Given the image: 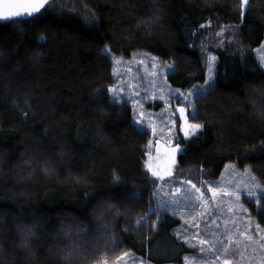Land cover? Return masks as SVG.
Here are the masks:
<instances>
[{"label": "trees", "instance_id": "trees-1", "mask_svg": "<svg viewBox=\"0 0 264 264\" xmlns=\"http://www.w3.org/2000/svg\"><path fill=\"white\" fill-rule=\"evenodd\" d=\"M249 3L242 15L241 0H54L35 20H0V264H102L126 253L181 264L192 253L172 235L180 221L151 211L148 135L127 104L109 100L106 46L170 63L169 82L187 90L204 82L207 35L230 28L244 52L213 50L214 83L188 116L200 129L180 141L176 162L203 181L248 167L264 189V71L253 55L264 0ZM248 211L264 229V196Z\"/></svg>", "mask_w": 264, "mask_h": 264}, {"label": "rangeland", "instance_id": "rangeland-1", "mask_svg": "<svg viewBox=\"0 0 264 264\" xmlns=\"http://www.w3.org/2000/svg\"><path fill=\"white\" fill-rule=\"evenodd\" d=\"M229 29L207 35L200 46L204 82L187 90L169 82L168 66L171 64L154 55L142 52L126 58L116 55L107 46L103 49L108 50L104 53L112 63L115 80L108 88L109 100L127 104L131 108L132 123L148 135L143 171L153 186L151 211L159 217L164 214L178 219L180 225L172 235L192 250L190 255L183 257L181 264H225V261L228 264H264V229L248 211V204L263 197L264 189L250 169L228 164L216 180L203 181L193 170L186 173L187 177L183 176L176 162L177 155L184 149L180 141L187 142L200 129L192 127L195 125L188 116L193 111L187 105H192L196 97L191 95L194 86L204 85L208 90L214 83L217 56L213 50L233 46L236 54L244 52ZM210 39L213 44H209ZM253 55L264 71V39L253 49ZM209 79L212 81L210 87L205 85ZM177 90L180 95L173 98ZM180 108L185 109L183 114ZM152 172L158 176L154 177ZM169 172L171 176L167 175ZM159 176H164L165 180H160ZM158 257L156 259L160 260ZM168 259L171 262L165 264H176L175 257ZM153 261L122 255L106 264H155Z\"/></svg>", "mask_w": 264, "mask_h": 264}, {"label": "snow or ice", "instance_id": "snow-or-ice-1", "mask_svg": "<svg viewBox=\"0 0 264 264\" xmlns=\"http://www.w3.org/2000/svg\"><path fill=\"white\" fill-rule=\"evenodd\" d=\"M54 2V0H43V2L38 6L33 8L31 11H29L27 8L24 7L22 0H0V5L3 6V12H0V19L3 20H9V21H16V20H35L37 18H39L40 15H43L44 13L41 11V9L44 10V12L48 11L50 8V5ZM242 2V15L246 14V11L248 10V7H250V3L249 0H241ZM246 6V7H245ZM19 8L21 10H13ZM43 39V37L41 38ZM105 53H107V49L104 50ZM119 63V61L117 62ZM169 71L172 70V68L174 67L173 65H169ZM211 79L205 81V85L210 87L211 86ZM207 91L206 87L204 85L201 86H194V89L191 93V95L193 96H201L203 95L205 92ZM173 98H177L180 93L179 90H177L176 92H174L173 94ZM115 100V96H113V101ZM188 100V97H185V101ZM183 103V101L181 102ZM189 108L192 107V105L189 103L187 105ZM180 113L183 114L185 109L184 108H180L179 109ZM193 128H198L200 127L199 125H195L192 126ZM151 170V169H149ZM152 175L154 177H157L158 174L156 172H152ZM168 176H171L172 173L169 172L167 174ZM160 180H165L164 176H159L158 177ZM193 187H195V185H193ZM197 191H199V189H196ZM155 195V194H154ZM161 207H163V203L160 205ZM143 219V218H142ZM201 243H204V241H201ZM128 254L126 253L125 256H127ZM102 264H106V262H102ZM225 264H228L227 261H225Z\"/></svg>", "mask_w": 264, "mask_h": 264}, {"label": "water", "instance_id": "water-1", "mask_svg": "<svg viewBox=\"0 0 264 264\" xmlns=\"http://www.w3.org/2000/svg\"><path fill=\"white\" fill-rule=\"evenodd\" d=\"M43 2V0H22V3L24 5L25 8H27L29 11H31L33 8L38 7L41 3ZM13 10H21L19 8L13 9ZM43 9H41L42 11ZM0 12H3V6L0 5ZM3 20V19H0ZM27 20V19H25ZM3 21H9V20H3ZM163 168H160V171H162Z\"/></svg>", "mask_w": 264, "mask_h": 264}]
</instances>
